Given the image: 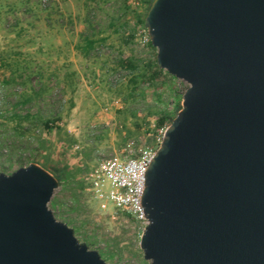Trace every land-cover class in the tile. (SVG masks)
<instances>
[{"label":"water","instance_id":"obj_1","mask_svg":"<svg viewBox=\"0 0 264 264\" xmlns=\"http://www.w3.org/2000/svg\"><path fill=\"white\" fill-rule=\"evenodd\" d=\"M156 65L188 85L145 175L150 264H264V0H154ZM57 180L0 174V264H106L48 209Z\"/></svg>","mask_w":264,"mask_h":264},{"label":"rangeland","instance_id":"obj_2","mask_svg":"<svg viewBox=\"0 0 264 264\" xmlns=\"http://www.w3.org/2000/svg\"><path fill=\"white\" fill-rule=\"evenodd\" d=\"M144 14L143 0H0V174L64 169L48 209L106 264H150L146 226L102 209L90 175L102 159L157 150L169 123L158 119L176 117L188 88L165 71L148 80L156 50L143 43Z\"/></svg>","mask_w":264,"mask_h":264},{"label":"built area","instance_id":"obj_3","mask_svg":"<svg viewBox=\"0 0 264 264\" xmlns=\"http://www.w3.org/2000/svg\"><path fill=\"white\" fill-rule=\"evenodd\" d=\"M143 43L148 44L147 29L142 28ZM164 132L161 134L163 138ZM159 143H161L159 141ZM156 152V148L143 147L134 155L102 159L90 175L92 191L101 203V208L111 204L141 224L147 221L141 205L145 188V175Z\"/></svg>","mask_w":264,"mask_h":264},{"label":"trees","instance_id":"obj_4","mask_svg":"<svg viewBox=\"0 0 264 264\" xmlns=\"http://www.w3.org/2000/svg\"><path fill=\"white\" fill-rule=\"evenodd\" d=\"M124 1L126 2V0H124ZM153 1L154 0H143L144 4L146 5V13H147V11H148V9L151 6V4H152ZM144 18H145V14H144L143 17H141V18L138 19V23L141 24L143 27H144ZM93 44H94L93 41L86 40L85 41L84 50L85 51L90 50L92 48ZM148 45H149V47L151 49L154 50V48L151 46L150 42L148 43ZM126 64H127V67L130 70H134L135 69L134 68V65L130 61H127ZM147 68L149 69V72H150L149 73V78H148V80L150 82H153L156 79H158V77H160V75L163 73L162 70L158 69V67L156 65V61H155V64L154 65L149 64L147 66ZM180 109H181L180 107L177 108V112H179ZM173 119L174 118H168V117H166V115H162V117H160L158 119V126L162 127L164 125V123L166 122V120L169 121V123H168V126H169L171 124V122L173 121ZM53 122H50V121L45 122L44 123V128L46 130H50L52 128V125H55ZM53 127H57V126H53ZM42 168L45 171L49 172V174H51L57 180L58 184L64 182L68 178V175H66V173H64V171H65L64 169L62 170V172L58 170V171H55V172L52 173L46 167L43 166Z\"/></svg>","mask_w":264,"mask_h":264}]
</instances>
